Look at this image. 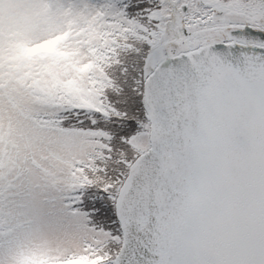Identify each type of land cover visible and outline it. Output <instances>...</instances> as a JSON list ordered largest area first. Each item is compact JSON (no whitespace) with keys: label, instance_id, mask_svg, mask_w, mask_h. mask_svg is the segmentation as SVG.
<instances>
[{"label":"snow or ice","instance_id":"1","mask_svg":"<svg viewBox=\"0 0 264 264\" xmlns=\"http://www.w3.org/2000/svg\"><path fill=\"white\" fill-rule=\"evenodd\" d=\"M0 264H264V0H0Z\"/></svg>","mask_w":264,"mask_h":264}]
</instances>
